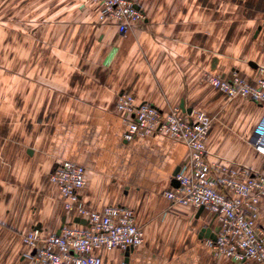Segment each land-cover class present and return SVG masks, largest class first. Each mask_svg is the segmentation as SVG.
<instances>
[{
	"label": "crops",
	"instance_id": "crops-1",
	"mask_svg": "<svg viewBox=\"0 0 264 264\" xmlns=\"http://www.w3.org/2000/svg\"><path fill=\"white\" fill-rule=\"evenodd\" d=\"M139 4L143 22L124 34L99 24L95 33L102 38L95 46L102 52L71 69L60 65L35 79L31 70L0 69V264H26L21 235L32 227L56 233L69 219L48 177L63 160L85 167L80 194L88 208L134 211L143 241L126 264H211L201 234L207 217L189 206L170 207L163 195L188 155L186 146L159 134L124 140L126 122L116 109L120 93L164 111L179 106L215 116L209 156L264 168L251 146L263 108L227 98L204 77L252 79L264 65V0ZM14 44L12 38L7 45ZM259 223L264 227V199ZM100 255L102 264L124 261L118 249Z\"/></svg>",
	"mask_w": 264,
	"mask_h": 264
},
{
	"label": "built area",
	"instance_id": "built-area-1",
	"mask_svg": "<svg viewBox=\"0 0 264 264\" xmlns=\"http://www.w3.org/2000/svg\"><path fill=\"white\" fill-rule=\"evenodd\" d=\"M92 1L97 4L99 21L115 25L120 34L145 19L139 0ZM204 77L228 98L241 97L263 108L251 146L264 159V65L257 67L252 79L236 74L205 73ZM116 109L126 122L124 140L159 134L186 146L188 155L173 176L176 184L163 195L171 205L202 207L209 220L204 228L215 235L214 239L203 238L206 245L236 264H264V227L259 223L264 168L211 158L206 141L212 116L204 111L179 106L164 111L150 103H137L133 95L124 92L117 96ZM48 177L70 216L56 233L44 234L39 227H32L21 235L27 248L23 255L26 264H102L100 251L118 249L124 254L142 244L143 231L135 224L132 208L105 205L92 210L85 205L80 194L86 183L82 164L60 161Z\"/></svg>",
	"mask_w": 264,
	"mask_h": 264
},
{
	"label": "rangeland",
	"instance_id": "rangeland-1",
	"mask_svg": "<svg viewBox=\"0 0 264 264\" xmlns=\"http://www.w3.org/2000/svg\"><path fill=\"white\" fill-rule=\"evenodd\" d=\"M102 23L92 0H0V69L31 70L33 79L48 75L60 65L71 69L73 63H83L86 55L102 52L95 46L102 38L95 33V27ZM12 38L15 44L8 46ZM8 50L12 52L9 58ZM2 52L6 53L4 57ZM215 119L212 116L211 126ZM203 244L211 264L221 260L222 264H236L232 258L216 255L204 241ZM107 260L103 264H123L122 259L116 263Z\"/></svg>",
	"mask_w": 264,
	"mask_h": 264
},
{
	"label": "water",
	"instance_id": "water-1",
	"mask_svg": "<svg viewBox=\"0 0 264 264\" xmlns=\"http://www.w3.org/2000/svg\"><path fill=\"white\" fill-rule=\"evenodd\" d=\"M179 170V167L175 169V171L173 172V176L177 173V171ZM175 179L173 178L172 180V185H175ZM202 210V207L199 208L198 212H200ZM78 221V220H76ZM81 222H83V220H80ZM201 234H203L205 237H209L211 239L215 238V235L211 232L210 228H202L201 230ZM132 250V248L126 250L124 252V263L126 264V262L128 261V254L129 252Z\"/></svg>",
	"mask_w": 264,
	"mask_h": 264
}]
</instances>
